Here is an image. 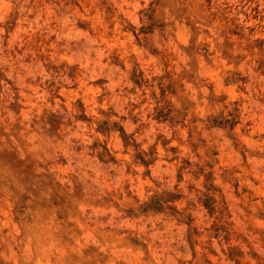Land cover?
I'll return each mask as SVG.
<instances>
[{
	"label": "clouds",
	"instance_id": "clouds-1",
	"mask_svg": "<svg viewBox=\"0 0 264 264\" xmlns=\"http://www.w3.org/2000/svg\"><path fill=\"white\" fill-rule=\"evenodd\" d=\"M0 264H264V0H0Z\"/></svg>",
	"mask_w": 264,
	"mask_h": 264
},
{
	"label": "rangeland",
	"instance_id": "rangeland-1",
	"mask_svg": "<svg viewBox=\"0 0 264 264\" xmlns=\"http://www.w3.org/2000/svg\"><path fill=\"white\" fill-rule=\"evenodd\" d=\"M210 256H212L213 254L212 253H209Z\"/></svg>",
	"mask_w": 264,
	"mask_h": 264
}]
</instances>
